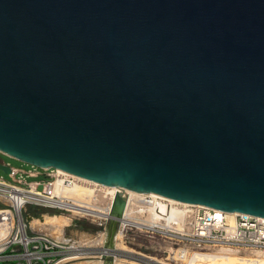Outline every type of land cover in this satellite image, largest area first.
<instances>
[{"label": "water", "instance_id": "water-1", "mask_svg": "<svg viewBox=\"0 0 264 264\" xmlns=\"http://www.w3.org/2000/svg\"><path fill=\"white\" fill-rule=\"evenodd\" d=\"M0 152L264 217V0H0Z\"/></svg>", "mask_w": 264, "mask_h": 264}, {"label": "built area", "instance_id": "built-area-1", "mask_svg": "<svg viewBox=\"0 0 264 264\" xmlns=\"http://www.w3.org/2000/svg\"><path fill=\"white\" fill-rule=\"evenodd\" d=\"M0 162L10 168L13 178L9 181L0 174V264H69L87 258H109V264L120 259L140 264H188L196 252L210 248L264 251L263 216L237 212L231 222L222 209L149 193L131 195L123 188L95 183H84L86 190H81L78 175L35 165L25 171ZM18 173L22 175L17 177ZM42 174L46 179L26 180ZM119 194L125 204L109 244ZM29 205L38 207L36 215L28 211ZM40 208L58 211L41 212ZM46 214L64 215L69 220L63 233H53L42 218ZM33 218L41 219L42 226H34ZM84 219L96 227L90 240L103 235L101 244L68 235L67 230ZM119 234L125 247L118 245ZM138 238L151 243H136Z\"/></svg>", "mask_w": 264, "mask_h": 264}, {"label": "bare ground", "instance_id": "bare-ground-1", "mask_svg": "<svg viewBox=\"0 0 264 264\" xmlns=\"http://www.w3.org/2000/svg\"><path fill=\"white\" fill-rule=\"evenodd\" d=\"M78 177H79V180H81L82 182V184H80L81 190H86L84 183H95V184H99V185L110 187V188H120L119 186H116L113 184H107L104 182L88 179L82 176H78ZM123 189L127 191L128 193H130L131 195H136L138 193H141V194L145 193V192L130 190L126 188H123ZM195 205H197L198 207H205L207 209L210 208L206 206H201L200 204H195ZM236 213L237 212L235 211H227V215L229 219L231 220V222H233L234 215ZM42 218L45 220L44 222L46 224L51 225V229L53 233L58 234V235L63 233V227L69 223V220L64 215H59V214H56V215L46 214ZM31 222L34 226H36L37 224L42 226L41 219L39 218H33L31 219ZM118 238H121L118 245L125 247L124 242L122 240V235L120 236L119 234ZM102 240H103V235L99 237L98 239L97 238L94 239L91 242L95 244H101ZM87 243H90V242H87ZM236 250H239V249H229V248L221 247L219 248L218 251H215V252H204V253L196 252V254L191 259H188L187 262L188 264H264V251L251 250V251L241 252L240 250L239 252ZM100 264H105V261L101 259ZM115 264H119V260H116Z\"/></svg>", "mask_w": 264, "mask_h": 264}, {"label": "rangeland", "instance_id": "rangeland-1", "mask_svg": "<svg viewBox=\"0 0 264 264\" xmlns=\"http://www.w3.org/2000/svg\"><path fill=\"white\" fill-rule=\"evenodd\" d=\"M0 160L2 162H4V163L8 164V165L23 169L25 171L35 168V166H33L31 164H28L26 162H23L21 160H18L16 158H13V157L8 156V155H6L4 153H1V152H0ZM0 174L5 179H7L9 181L13 180L12 176L10 175V173H7V172H5L3 170H0ZM21 175H22L21 173H18L17 177H19ZM23 176H26V175L24 174ZM44 179H46V177L43 174L40 175V176H37V177H31V176L26 177L27 181L44 180ZM40 188H42V185L39 186V189ZM37 209H38V207H36V206H33V205H29L28 206V211L32 212L34 215H36ZM40 211L41 212H50V213H52V212H56L58 210L40 208ZM81 223H83L84 226L74 225V226L70 227L67 230L68 235L75 236V237H78L80 239L88 240L87 242H91L94 239H96V238H94V239L90 240L91 236L96 231V227L94 226V224L92 222H90L89 220H85V219L82 220ZM109 241H111V240L109 239L108 243H109ZM136 243L150 244L151 242L149 240H146L145 238H138ZM109 244H111V242ZM218 250H219V248H210L209 251H207V252H215V251H218ZM236 251L240 252V250H236ZM245 251H251V250H244V251H241V252H245ZM100 260L101 259H99V258H87V259L78 260V261L73 262L71 264H100ZM109 263H110V259L109 258L105 259V264H109ZM119 264H140V263H138L136 261L129 262V261H125L123 259H120L119 260Z\"/></svg>", "mask_w": 264, "mask_h": 264}, {"label": "trees", "instance_id": "trees-1", "mask_svg": "<svg viewBox=\"0 0 264 264\" xmlns=\"http://www.w3.org/2000/svg\"><path fill=\"white\" fill-rule=\"evenodd\" d=\"M79 226H84L83 223H81Z\"/></svg>", "mask_w": 264, "mask_h": 264}]
</instances>
